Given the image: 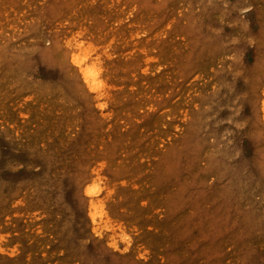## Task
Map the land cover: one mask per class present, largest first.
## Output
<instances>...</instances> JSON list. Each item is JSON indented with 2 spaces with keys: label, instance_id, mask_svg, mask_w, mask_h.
I'll list each match as a JSON object with an SVG mask.
<instances>
[{
  "label": "rangeland",
  "instance_id": "1",
  "mask_svg": "<svg viewBox=\"0 0 264 264\" xmlns=\"http://www.w3.org/2000/svg\"><path fill=\"white\" fill-rule=\"evenodd\" d=\"M0 264H264V0H0Z\"/></svg>",
  "mask_w": 264,
  "mask_h": 264
},
{
  "label": "bare ground",
  "instance_id": "2",
  "mask_svg": "<svg viewBox=\"0 0 264 264\" xmlns=\"http://www.w3.org/2000/svg\"><path fill=\"white\" fill-rule=\"evenodd\" d=\"M73 60V64H77L79 66V74L81 75L83 81L86 83V84H92L94 86V88L96 89V86H97V82L96 80H94V70H91L89 68H86L85 70L82 69V66H81V62L80 61V57H77V56H74L72 58Z\"/></svg>",
  "mask_w": 264,
  "mask_h": 264
}]
</instances>
